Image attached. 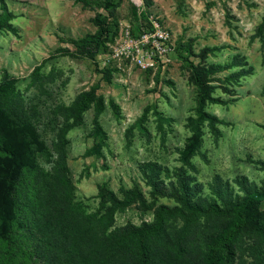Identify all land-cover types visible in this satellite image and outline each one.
I'll use <instances>...</instances> for the list:
<instances>
[{
  "label": "rangeland",
  "instance_id": "rangeland-1",
  "mask_svg": "<svg viewBox=\"0 0 264 264\" xmlns=\"http://www.w3.org/2000/svg\"><path fill=\"white\" fill-rule=\"evenodd\" d=\"M127 27L169 33V61H140L153 38L115 57ZM0 148V234L35 264H137L115 239L183 198L204 212L166 217L149 264H207L231 221L209 207L264 200V0H0ZM233 247L264 264V208Z\"/></svg>",
  "mask_w": 264,
  "mask_h": 264
},
{
  "label": "trees",
  "instance_id": "trees-1",
  "mask_svg": "<svg viewBox=\"0 0 264 264\" xmlns=\"http://www.w3.org/2000/svg\"><path fill=\"white\" fill-rule=\"evenodd\" d=\"M114 0H105L108 6H111ZM103 9V8H102ZM145 19V15L142 14ZM204 73L198 71L197 78H203ZM207 89L205 85L204 90ZM95 91L82 93L77 99L76 105L79 112L84 113L90 109V105L95 98ZM0 155L12 158V154L0 148ZM139 197L138 192H133L128 198V203L135 202ZM181 206L169 208L161 207L155 213V222L151 226L143 228H133L118 236L116 244L122 245L128 242H136L138 246V263L149 264L150 254L147 246V240L150 236L159 233L162 230L166 217L180 215L183 218L196 217L204 212L201 207L193 205L188 198L180 199ZM264 208V200L255 196H248L240 203L234 205L231 209L220 208L217 205H211L209 211L217 215L231 216V221L225 229L217 234L211 243V256L207 264H229L234 257V243L237 237L247 228L249 223L257 221ZM22 227L11 221L6 230L0 234V264H20L19 257L22 254L29 256L30 264H35L32 255L28 253L26 244L23 242Z\"/></svg>",
  "mask_w": 264,
  "mask_h": 264
},
{
  "label": "built area",
  "instance_id": "built-area-1",
  "mask_svg": "<svg viewBox=\"0 0 264 264\" xmlns=\"http://www.w3.org/2000/svg\"><path fill=\"white\" fill-rule=\"evenodd\" d=\"M127 41H125L124 46H117L114 48V56L121 59L122 57L129 58L133 55L132 49L138 48L139 44H148L150 38L155 39V45L151 54L144 53V50H138L140 52V61H154L156 56L159 57L161 61H169L174 48L171 42V37L169 33L162 31L159 27L156 28L153 36H149L147 33L143 34L138 41H135L131 37V29L127 27L126 30ZM146 54V55H145Z\"/></svg>",
  "mask_w": 264,
  "mask_h": 264
}]
</instances>
